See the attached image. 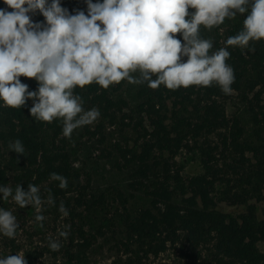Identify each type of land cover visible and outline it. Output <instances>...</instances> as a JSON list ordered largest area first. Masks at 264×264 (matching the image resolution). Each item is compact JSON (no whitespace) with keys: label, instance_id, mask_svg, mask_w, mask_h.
I'll use <instances>...</instances> for the list:
<instances>
[{"label":"trees","instance_id":"obj_1","mask_svg":"<svg viewBox=\"0 0 264 264\" xmlns=\"http://www.w3.org/2000/svg\"><path fill=\"white\" fill-rule=\"evenodd\" d=\"M2 2V8L11 11ZM60 2L70 14L84 11L87 15L86 0ZM245 18L246 14H237L208 30L204 39L213 42L210 52L226 47L227 38L243 29ZM227 50L226 62L235 77L232 92L239 94L247 122L240 114L229 116L232 92L225 94L215 83L176 90L140 84L134 106L124 95L126 80L106 90L95 83L74 89L83 109L95 108L100 116L94 124L74 130L71 137L83 131L102 146L103 157L128 173L129 195L118 193L123 202H131L123 218L124 246L138 256L142 252L157 256L183 239L195 254L192 264H264L259 248L264 242V40ZM21 83L29 91L39 87L34 79L21 77ZM31 107L32 100L15 109L0 101V186L10 185L14 192L19 184L27 192L33 184L40 189L42 201L51 194L54 203L49 206L57 216L63 203L73 218L78 217L77 207L87 204L82 200L87 192L69 148L70 138L62 134L63 121L37 120L30 114ZM17 139L25 149L23 155L9 149ZM184 151L199 159L200 173L184 175L187 161L178 160ZM51 173L65 177L67 187L61 189L58 181L50 179ZM137 199L143 204L135 208ZM220 203L247 208L232 215L220 211ZM257 204H262L261 219ZM77 233L82 240L79 246L90 248L96 235L90 236L84 225ZM44 252L26 250L27 264H59L45 261Z\"/></svg>","mask_w":264,"mask_h":264},{"label":"clouds","instance_id":"obj_2","mask_svg":"<svg viewBox=\"0 0 264 264\" xmlns=\"http://www.w3.org/2000/svg\"><path fill=\"white\" fill-rule=\"evenodd\" d=\"M11 11L0 9V101L7 108H22L33 101L30 114L51 123L63 121L62 134L71 138L74 130L93 124L100 113L85 111L74 89L93 83L103 89L127 81L161 85L169 90L217 84L225 94L232 92L233 69L227 64L228 47L245 49L252 41L264 40V0H86L84 11L70 14L60 0H4ZM194 9V12H189ZM43 15L46 23H34L30 13ZM237 14L245 15L243 29L216 51L213 42L200 37V29L211 30ZM181 35L183 42L177 38ZM254 51V49H252ZM187 58L184 61L183 58ZM139 73L134 76V73ZM21 77L38 82L29 91ZM155 77V78H154ZM11 152L23 155L17 139ZM50 179L67 187L65 177L51 173ZM40 189L28 185L0 186L3 200L10 197L21 209L35 207L37 222L44 221ZM48 204H53L51 194ZM59 211L67 216L63 203ZM43 227V224H40ZM17 217L0 209V234L15 238ZM67 237V231H59ZM51 250L60 248L49 241ZM0 264H27L23 251L0 258Z\"/></svg>","mask_w":264,"mask_h":264},{"label":"rangeland","instance_id":"obj_3","mask_svg":"<svg viewBox=\"0 0 264 264\" xmlns=\"http://www.w3.org/2000/svg\"><path fill=\"white\" fill-rule=\"evenodd\" d=\"M96 2L102 3L103 0H97L94 3ZM2 7L3 2L0 0V9H3ZM29 15L34 23L45 19L39 12ZM206 34L208 35V29L202 26L200 37L204 39ZM177 38L183 42L181 35ZM133 75L138 76L139 73ZM137 87L138 85L127 81L124 85V95L133 106L136 103ZM244 107L239 94L232 92L227 102L229 116L240 114L247 122L248 114ZM108 145L106 144L105 147ZM101 147L95 139L85 136L83 131H79L70 138L69 148L75 167L82 173L81 183L86 186L85 191L87 192V196L82 197L87 204L77 207L79 218H73L68 212L67 216L62 213L57 216L52 207L45 202L42 203L39 213L45 219L37 222L35 207L29 205L21 209L11 197L3 200L0 194V209L11 211L17 217L18 224L15 238L4 237L0 234V258L15 255L21 251L24 253L28 249H37L45 251L43 255L45 261L59 264H128L131 263L129 260L131 258L133 259L132 264H192L195 254L183 239L170 245L165 252L157 256L152 254L145 256L143 252L138 256V253L131 252L130 248L124 246L127 239L124 233L123 218L131 202H123L118 193L122 191L124 195L125 193L129 195V191L126 190L128 173L118 170L114 166V160L103 157ZM178 160L187 161L184 171L186 177L196 175L202 170L199 159L192 153L184 151ZM142 204L143 202L138 199L133 202L135 208ZM246 208V206H230L225 203L218 205L220 211L232 215H239L245 212ZM257 211L259 218H263L262 204H257ZM41 223L43 227L40 226ZM80 225H84L90 236L96 235L95 239L90 237L93 243L88 249L79 246L82 240L77 236V228ZM59 231H67V237H60ZM72 236L75 237L74 243L71 241ZM50 239L59 241L58 250L50 249ZM15 245H18L20 250H14ZM131 248L137 250L136 246ZM259 248L264 252V242L259 243Z\"/></svg>","mask_w":264,"mask_h":264}]
</instances>
